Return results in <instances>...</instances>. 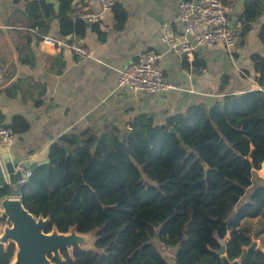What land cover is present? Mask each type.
<instances>
[{"label": "trees", "instance_id": "obj_1", "mask_svg": "<svg viewBox=\"0 0 264 264\" xmlns=\"http://www.w3.org/2000/svg\"><path fill=\"white\" fill-rule=\"evenodd\" d=\"M13 2L25 3L28 27L40 30L41 40L55 18L62 36L86 34L85 20L70 16L73 0H61L58 12L44 0ZM257 4H245L241 37L261 14ZM114 10L122 28L127 12L118 2ZM260 39L264 44V24ZM252 61L264 85V57L254 54ZM263 164L264 91L246 90L212 106H192L164 124L138 118L124 134L115 128L100 137L64 135L21 195L29 212L51 220L49 231L76 228L95 237L92 250L75 246L71 256L63 249V258L51 257L54 264H223L217 254L223 242L230 261L253 237L264 246V180L246 199ZM11 193L0 188V198ZM163 247L172 249L169 259ZM260 248L241 264H264ZM15 254L14 243L0 244V264H11Z\"/></svg>", "mask_w": 264, "mask_h": 264}, {"label": "crops", "instance_id": "obj_2", "mask_svg": "<svg viewBox=\"0 0 264 264\" xmlns=\"http://www.w3.org/2000/svg\"><path fill=\"white\" fill-rule=\"evenodd\" d=\"M44 1L59 11L61 0ZM248 1L230 4L240 38L235 51L229 52L222 44L200 48L192 61H186L161 41L164 24L181 28L179 0H117L128 15L122 28L114 9L98 22L85 20L86 13L101 11L99 0H73L70 16L86 22V34L79 39L87 50L86 58L68 48L57 51L43 44L40 30L28 27L25 3L0 0V126L13 131L12 156L31 165L44 154L48 158L52 144L67 134L85 139L111 134L115 128L124 134L141 117L164 124L197 104L221 102L227 94L264 91L252 61L254 54L264 57L260 39L264 0H258L261 14L241 37L240 18ZM49 24L46 36L62 41L74 38L61 35L57 18ZM148 51L162 55L158 67L177 90L136 94L117 88L120 71Z\"/></svg>", "mask_w": 264, "mask_h": 264}, {"label": "built area", "instance_id": "obj_3", "mask_svg": "<svg viewBox=\"0 0 264 264\" xmlns=\"http://www.w3.org/2000/svg\"><path fill=\"white\" fill-rule=\"evenodd\" d=\"M99 2L101 11L86 13L85 20L89 22L102 20L106 12L114 9L117 0H99ZM177 21L181 24L180 29L171 23L163 25L161 41L170 52L182 60L192 61L200 48H213L222 44L232 53L239 47L240 38L231 16L230 6L223 0H179ZM42 43L52 46L57 51L68 48L81 58H86L88 55L84 45L76 37L62 41L45 36ZM161 57L162 55L155 51L144 53L136 63L120 71L117 88L136 94H163L177 90L178 86L158 67ZM12 144L13 132L9 128L0 126V147L10 148ZM19 169L25 174V178L21 181L23 185L31 177L32 171L26 168V164H20ZM163 250L172 256L171 248L163 247Z\"/></svg>", "mask_w": 264, "mask_h": 264}, {"label": "water", "instance_id": "obj_4", "mask_svg": "<svg viewBox=\"0 0 264 264\" xmlns=\"http://www.w3.org/2000/svg\"><path fill=\"white\" fill-rule=\"evenodd\" d=\"M171 131L172 133H177L175 129ZM97 146L98 144L92 148V151H95ZM43 163H48L47 154H44L38 161L28 165L26 162L21 163L20 158L15 159L10 148L0 147V188L10 187L12 192H21V181L25 178V174L19 169L20 164H26L27 169L34 171ZM203 165L205 169H208L206 163ZM4 216L7 217L12 226L5 230L4 235L0 238V244L8 245L10 242L16 244L15 257L17 261L14 264H54L50 256L63 258L60 256L63 249L74 248L75 246L84 247L82 249L85 250L94 248L95 240L89 246L83 243L87 235L93 234H80L77 232L78 235H70L68 233H60L56 228H53V231H47L51 226V220L37 217L29 212L23 205L19 194L11 193L0 198V217ZM73 229L76 230V228ZM259 248V241L253 237L252 245L245 250L240 258L234 261H230L227 257L225 242L222 243V247L217 254L221 257L223 264H241L250 251L258 250ZM260 250L264 254V246ZM161 255L165 259L170 258V255L163 251Z\"/></svg>", "mask_w": 264, "mask_h": 264}, {"label": "rangeland", "instance_id": "obj_5", "mask_svg": "<svg viewBox=\"0 0 264 264\" xmlns=\"http://www.w3.org/2000/svg\"><path fill=\"white\" fill-rule=\"evenodd\" d=\"M263 165H264V164H263ZM263 165H262V168H261L260 170H257V171H256V173H255V175H256V179L254 180V185H253V187H252L250 190H248V193H247V197H246V199H247L248 196L252 193V191H253V190H254L259 184H261V181H260L259 179L264 180V166H263ZM13 193L16 194V192H13ZM244 199H245V197H244ZM11 226H12V224L8 221V219H7V217H6V221L0 223V238H2V236L4 235L5 230L8 229V228H10ZM52 231H53V230H52ZM50 233H51V232H50ZM68 234H70V235H76V234H77V231H76L75 229H72ZM77 235H78V234H77ZM94 240H95V238L93 237V235H87V236L85 237V240H84L83 243H86L85 245H86V246H89L90 244L93 243ZM258 241H259V246H260V245H261V240H258ZM82 245H84V244H82ZM82 248H84V247H82ZM67 250H68V252H69L70 255L73 254V247H72V248H67ZM163 252H164V250H163ZM165 253L169 254L168 252H165ZM169 255H170V254H169ZM60 256L62 257L61 254H60Z\"/></svg>", "mask_w": 264, "mask_h": 264}, {"label": "flooded vegetation", "instance_id": "obj_6", "mask_svg": "<svg viewBox=\"0 0 264 264\" xmlns=\"http://www.w3.org/2000/svg\"><path fill=\"white\" fill-rule=\"evenodd\" d=\"M17 194H19L20 195V197L22 198V195H21V192H19V193H17ZM6 221V220H5ZM4 222V221H3ZM1 223V222H0ZM50 228H51V226L47 229V231H49L50 230ZM53 230V229H52ZM10 243H13V242H10ZM9 243V244H10ZM15 244V243H14ZM5 245V244H4ZM15 246H16V244H15ZM75 248V247H74ZM74 248H73V250H74ZM66 250H67V248H66ZM16 251H17V247H16ZM68 251V250H67ZM61 252H62V250H61ZM61 255H62V253H61ZM73 255V254H72ZM71 255V256H72ZM51 257H54L53 255L52 256H50V258ZM14 258H15V256H14ZM52 259V258H51ZM14 260V259H13ZM13 262V261H12ZM12 264V263H11Z\"/></svg>", "mask_w": 264, "mask_h": 264}, {"label": "bare ground", "instance_id": "obj_7", "mask_svg": "<svg viewBox=\"0 0 264 264\" xmlns=\"http://www.w3.org/2000/svg\"><path fill=\"white\" fill-rule=\"evenodd\" d=\"M16 261H17V258L15 257L12 264L16 263Z\"/></svg>", "mask_w": 264, "mask_h": 264}]
</instances>
